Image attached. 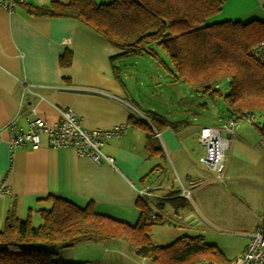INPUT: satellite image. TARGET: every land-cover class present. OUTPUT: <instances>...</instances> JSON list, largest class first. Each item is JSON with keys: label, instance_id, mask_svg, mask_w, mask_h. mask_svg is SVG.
<instances>
[{"label": "crops", "instance_id": "0c3cea01", "mask_svg": "<svg viewBox=\"0 0 264 264\" xmlns=\"http://www.w3.org/2000/svg\"><path fill=\"white\" fill-rule=\"evenodd\" d=\"M70 1L31 0L29 6L45 7L52 2ZM224 1L222 11L213 21H264V0ZM66 50L72 52L73 61L70 67L62 68L59 60ZM126 52L74 19L37 17L29 14L25 6L14 12L0 7V230L4 229L10 211L19 220L30 219L33 224L40 211L52 207L48 197L62 198L81 208L93 204L96 212L135 226L140 216L137 207L140 190L151 194L147 198L152 203L146 200L164 217L163 213L179 215L186 211L187 206L178 200L187 198L191 187L203 182L204 170L211 174L205 184L216 181L211 170L194 165L193 145L184 141L182 132L171 128L157 131L146 121L154 128L156 148L161 150V154L150 157L148 133L130 123V118L138 117L135 112L139 111L134 101H130L125 82ZM24 87H29L26 95ZM64 108L73 110L86 130L125 128L122 137L110 139L103 147L104 153L115 159V167L104 160L97 163L80 157L73 148L54 149L46 134L41 135L38 150L29 145L11 149V123L25 129L30 118H42L54 125L60 121ZM206 127L212 126L199 127L196 131L195 146L201 145L199 134ZM234 131V134L222 132L231 141L229 149L239 159L252 161L255 152L241 141H233L236 128ZM168 162L173 168L166 166ZM173 171L180 176L181 193L175 186ZM263 224H258L254 231ZM77 246L84 251L96 250L92 261L88 255L84 260H74L80 263L117 264L119 259L127 258L140 264H154L137 257L125 241L91 239L71 249ZM109 248L118 256L106 257ZM102 249L105 255H101Z\"/></svg>", "mask_w": 264, "mask_h": 264}, {"label": "trees", "instance_id": "16d2710c", "mask_svg": "<svg viewBox=\"0 0 264 264\" xmlns=\"http://www.w3.org/2000/svg\"><path fill=\"white\" fill-rule=\"evenodd\" d=\"M224 3L71 0L68 4L52 2L45 7H25L37 17L71 18L83 23L126 50L125 57L150 55L181 84L203 94L223 96L226 107L236 116L264 114V64L253 55L264 42V21H213ZM159 50L167 54L170 66L161 59ZM72 61V52L66 50L59 63L68 68ZM224 81L228 83L225 94L219 89ZM150 114L157 131H178L186 126V122L173 123L157 113ZM130 123L148 133L150 157L161 154L156 148L154 128L135 116ZM260 130L264 138V126ZM146 198L140 197L137 202L140 216L135 226L96 212L93 204L81 208L58 197L47 198L52 207L39 212L42 224L38 227L30 219L19 220L10 211L4 229L0 230V264H90L59 262L56 249H69L91 239L125 241L137 257L154 264H232L201 238L183 237L166 247L155 245L150 232L163 224L164 217L153 218ZM48 245L54 250L47 249Z\"/></svg>", "mask_w": 264, "mask_h": 264}, {"label": "rangeland", "instance_id": "374dc122", "mask_svg": "<svg viewBox=\"0 0 264 264\" xmlns=\"http://www.w3.org/2000/svg\"><path fill=\"white\" fill-rule=\"evenodd\" d=\"M159 54L166 65L170 66L167 54L160 50ZM125 64V82L130 101H134L133 105L139 111L135 112V115L151 123L150 112L155 111L173 123L188 122L179 131L182 132L184 141H187L189 146L193 145L194 165L201 166L204 170L199 158L205 154V148L201 145L195 146L193 141L199 127L206 125L219 128L235 121L237 136L233 141L239 140L255 152L253 160L246 162L229 149L226 172L229 178L225 182L212 180L213 182L205 184L211 174L204 170L203 182H197L191 187L192 191L186 193L187 198L178 200L187 206L186 211L179 215L163 213L165 223L153 227L150 232L152 241L162 246L170 245L183 237L201 238L206 245L215 247L231 263L235 262L243 256L250 243L249 234L258 224L264 223V138L260 130V127L264 126V114L256 113L253 122L230 114L223 96L203 94L188 88L187 85L176 81L170 71L150 55L127 57ZM219 89L223 94L227 92L225 81L221 82ZM196 162H199V165ZM166 166L173 168L171 162L166 163ZM212 175L214 178L213 172ZM179 177L174 174L175 186L181 193L183 186ZM147 200L152 203L151 198ZM41 223L42 219L38 216L32 225L38 227ZM80 246L73 249L57 248V260L62 263H80L74 260H84L85 255L89 256V261L94 260L96 250L84 251ZM46 248L54 250L49 245ZM101 251V255H105L103 249ZM108 251L110 252L106 257L118 256L113 253V249L109 248ZM119 260L117 264H140L127 258Z\"/></svg>", "mask_w": 264, "mask_h": 264}, {"label": "built area", "instance_id": "2783aa9c", "mask_svg": "<svg viewBox=\"0 0 264 264\" xmlns=\"http://www.w3.org/2000/svg\"><path fill=\"white\" fill-rule=\"evenodd\" d=\"M30 3L31 0H0V7L7 12H14L18 7ZM253 55L264 64V42L253 51ZM23 92L24 95L29 92V87H24ZM255 118V115H250L244 119L253 122ZM236 127L237 123L230 121L219 128L206 127L200 131L199 142L205 148V154L199 161L215 174L216 180L227 179V151L231 141L224 138L222 132L234 134ZM9 129L12 131L10 147L13 150L26 145L38 150L41 146V135L46 134L50 146L54 149L73 148L80 157H87L97 163L104 160L115 167V159L105 154L103 147L110 139L122 137L125 128L118 126L106 130H86L81 126L80 118L73 110L64 108L60 112V121L57 124L50 125L42 118H30L27 128L24 129L13 122ZM2 191L9 194L6 188ZM139 194L142 198L151 196L145 190H140ZM150 209L153 218L160 216L155 207L150 205ZM232 264H264V224L250 235V243L243 256Z\"/></svg>", "mask_w": 264, "mask_h": 264}, {"label": "water", "instance_id": "95a60500", "mask_svg": "<svg viewBox=\"0 0 264 264\" xmlns=\"http://www.w3.org/2000/svg\"><path fill=\"white\" fill-rule=\"evenodd\" d=\"M227 111H228L230 114L234 115V113H232L231 110H230L229 108H227Z\"/></svg>", "mask_w": 264, "mask_h": 264}]
</instances>
